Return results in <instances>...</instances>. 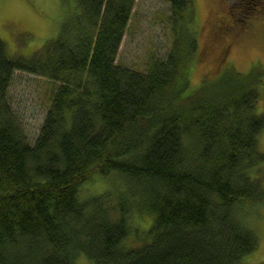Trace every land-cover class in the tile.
<instances>
[{
    "label": "trees",
    "instance_id": "16d2710c",
    "mask_svg": "<svg viewBox=\"0 0 264 264\" xmlns=\"http://www.w3.org/2000/svg\"><path fill=\"white\" fill-rule=\"evenodd\" d=\"M61 1L37 53L0 39V264H244L258 238L238 216L264 205L263 68L190 87L193 0H169L170 47L140 70L117 63L135 0ZM15 70L50 84L33 142L7 98ZM93 180L120 188L88 194Z\"/></svg>",
    "mask_w": 264,
    "mask_h": 264
},
{
    "label": "rangeland",
    "instance_id": "374dc122",
    "mask_svg": "<svg viewBox=\"0 0 264 264\" xmlns=\"http://www.w3.org/2000/svg\"><path fill=\"white\" fill-rule=\"evenodd\" d=\"M193 3L199 36L197 55L190 71V87H196L204 79L217 78L225 67L246 73L252 65L259 64L264 75V2L193 0ZM169 7V0H135L132 25L122 38L117 63L140 70L146 68L151 56L163 58L166 55L172 37L167 27ZM65 16L66 8L61 0H0V39L9 54L30 57L46 40L56 37ZM221 16L228 19L233 28L226 32L217 31L215 24ZM246 23L252 26L253 33L238 36V30ZM49 85L44 77L15 70L8 87V101L30 142H33L31 140L46 113ZM257 107L264 115V85ZM258 146L264 151V129L258 136ZM260 173L264 183V164ZM104 181L93 180L85 185V189L88 194H98L105 190L111 192L115 186L120 188L119 184L110 185ZM238 218L258 238V247L242 262H263L264 205L249 206L242 220L240 216ZM144 222L134 221V227L140 231ZM75 264L89 262L78 255Z\"/></svg>",
    "mask_w": 264,
    "mask_h": 264
},
{
    "label": "flooded vegetation",
    "instance_id": "af4514ba",
    "mask_svg": "<svg viewBox=\"0 0 264 264\" xmlns=\"http://www.w3.org/2000/svg\"><path fill=\"white\" fill-rule=\"evenodd\" d=\"M264 2V0H261ZM263 12H264V9H263ZM226 13V11H225ZM225 16V15H224ZM224 16H221L217 23L215 24V28L217 31H220V32H226L227 30H229V28H233L231 26L232 23H228V19H226ZM239 31V34L238 36H245V35H249V34H252L253 33V28L250 24L246 23V25H244L242 27V29L238 30Z\"/></svg>",
    "mask_w": 264,
    "mask_h": 264
}]
</instances>
